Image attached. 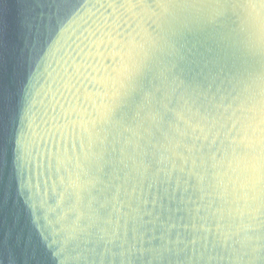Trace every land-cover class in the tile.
Listing matches in <instances>:
<instances>
[{
  "label": "water",
  "instance_id": "obj_1",
  "mask_svg": "<svg viewBox=\"0 0 264 264\" xmlns=\"http://www.w3.org/2000/svg\"><path fill=\"white\" fill-rule=\"evenodd\" d=\"M0 264H264V0H0Z\"/></svg>",
  "mask_w": 264,
  "mask_h": 264
}]
</instances>
